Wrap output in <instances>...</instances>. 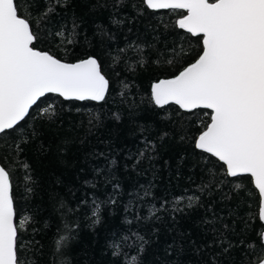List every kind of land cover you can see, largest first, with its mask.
I'll list each match as a JSON object with an SVG mask.
<instances>
[{
	"label": "trees",
	"instance_id": "obj_1",
	"mask_svg": "<svg viewBox=\"0 0 264 264\" xmlns=\"http://www.w3.org/2000/svg\"><path fill=\"white\" fill-rule=\"evenodd\" d=\"M45 8L46 0H35L29 10L41 13ZM175 19L169 11L146 9L141 0H67L41 22V49L70 62L96 57L110 86L101 103L48 95L47 103L15 133L29 140L23 153L13 152L11 137H0L16 223L27 221L19 229L22 264H121L109 244L126 240L123 248L131 257L139 236L147 241L140 264H207L212 256L218 264H246L243 245L220 255L213 240L221 230L233 233V241L254 239L251 230L241 233L242 220L257 211L254 198L238 194L227 182L201 191L207 183L205 154L191 144L199 120L176 106L161 109L150 101L151 83L180 67L157 62L173 58V45L184 35L173 27ZM74 22L76 42L61 44L55 33L66 28L68 35ZM44 107L54 108L55 115L42 116ZM33 130L37 135L30 137ZM239 182L251 190L247 177ZM193 195L199 202L186 207ZM178 197H183L179 204ZM93 201L100 204L99 224L91 216ZM249 223L254 229L261 222ZM65 224L78 227L74 238L56 251L58 237L69 234Z\"/></svg>",
	"mask_w": 264,
	"mask_h": 264
},
{
	"label": "snow or ice",
	"instance_id": "obj_2",
	"mask_svg": "<svg viewBox=\"0 0 264 264\" xmlns=\"http://www.w3.org/2000/svg\"><path fill=\"white\" fill-rule=\"evenodd\" d=\"M66 2L46 0L45 10L34 13L29 9L35 6V0L32 4L28 0H0V137H11L15 153H23L22 145L29 142L15 133L33 118V111L47 103L49 94L62 101L101 102L109 91L110 82L96 57L70 62L39 47L37 29L41 22L50 19L56 7ZM141 3L148 10H168L174 14L173 27L184 34L173 45V58L157 61L179 63L180 67L151 83L150 101L161 109L174 105L178 112L199 120L191 144L194 150L205 154L202 159L207 183L200 186L201 191L227 182L238 194L252 196L257 205V211L242 220L241 229V233L251 230L254 239L233 241V233L225 235L221 230L213 243L218 241L220 255L243 245L246 264H264V0H141ZM76 27L74 22L68 35L66 28L55 33L61 44L76 42ZM140 64L143 66L144 61ZM51 115H55V109L44 107L42 116ZM191 123L196 124V120ZM36 135L33 130L30 137ZM181 138L188 139L186 135ZM146 151L147 148L141 151L140 156ZM4 162L0 160V165ZM23 167L29 170L27 163ZM243 177L248 178L251 190L239 182ZM12 187L11 173L0 166V264H22L19 229L27 221L16 223ZM182 200L183 197H178L176 203ZM197 202L199 197L188 196L186 207H194ZM93 205V223L99 224L100 204L93 201ZM151 217H156L155 211H151ZM254 219L261 223L253 229L249 221ZM76 227L64 225L69 234L58 237L56 251L74 238ZM228 227L224 225L225 229ZM126 243L124 240L109 244L113 257L120 259L121 264H129L130 259L140 264L139 257L147 241L139 236L134 245L136 255L131 257L124 251ZM207 264H218V260L212 256Z\"/></svg>",
	"mask_w": 264,
	"mask_h": 264
},
{
	"label": "water",
	"instance_id": "obj_3",
	"mask_svg": "<svg viewBox=\"0 0 264 264\" xmlns=\"http://www.w3.org/2000/svg\"><path fill=\"white\" fill-rule=\"evenodd\" d=\"M151 11H153V10H151ZM158 11H168V10H158ZM182 31V30H181ZM49 95H54V94H49ZM107 95V94H106ZM74 102H81V101H74ZM82 102H84V101H82ZM88 102H93V103H101V102H96V101H88ZM168 106H171V105H168ZM172 106H174V105H172ZM165 107H167V106H165ZM158 108V107H157ZM1 166V165H0Z\"/></svg>",
	"mask_w": 264,
	"mask_h": 264
}]
</instances>
